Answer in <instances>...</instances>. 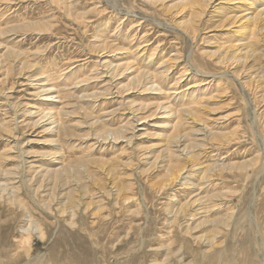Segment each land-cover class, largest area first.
Listing matches in <instances>:
<instances>
[{"label": "rangeland", "instance_id": "374dc122", "mask_svg": "<svg viewBox=\"0 0 264 264\" xmlns=\"http://www.w3.org/2000/svg\"><path fill=\"white\" fill-rule=\"evenodd\" d=\"M175 1L66 0L63 3L58 0H0V181L8 185L7 190L0 188V248L8 251V264L264 262V87H256L250 77L261 69L259 66L264 64V56L257 62L248 61L247 70L240 69L241 72L233 75L230 60L224 61V65L215 61L223 50L230 49L229 41H236L249 28L241 29L237 22H226L221 25L223 28L217 26L216 29L212 24L214 19L207 18L217 15L216 11L229 14L239 12V9L232 8L234 3L225 0H210L205 12L193 19L189 8L182 10L184 7L170 6ZM164 4L170 7L165 8ZM216 6L222 11L216 10ZM176 22L195 24L198 35L194 31L190 36L184 34V26L176 25ZM11 25L14 27L8 34ZM261 33L258 36L260 42L262 38L264 41V32ZM142 35L146 38H141ZM137 39L143 41L142 45L151 46V51L136 61L142 69L157 66L158 58L176 52L178 57L181 55L180 60L173 62L176 65L169 75L162 79V89L159 86L150 89L149 84L137 79L136 70L109 81L111 91L116 95L103 90L104 79L88 81L87 76L95 72V59L98 57L95 43H116L115 48L123 49L112 52L115 56L112 59L118 62L134 58L136 44L139 43ZM262 44L264 47V42ZM156 46V63L148 64V55ZM8 47L16 54L8 55ZM18 52L25 55L20 54L21 61L16 59ZM213 52H217L216 55ZM213 54L219 57L215 58ZM193 57L206 62L209 69L185 75L177 86L182 87L177 89L179 93H174L175 89L170 87L175 76ZM208 73H216L220 77H216L220 79V91H215V85L210 89L218 97L209 102L211 109L214 107L213 111L208 108L209 115L224 117H213L214 121L209 124L226 132V137L220 139L211 134L212 137L206 131L199 134L206 147L202 150L195 148L197 151L191 148L192 159L189 157L187 160L185 156L180 161L183 164L182 160H187L185 171L189 169L176 183L168 186L177 164L176 158H170L166 153L175 115L167 117L160 107L166 102L172 109L174 107L173 110L185 105V100L189 102L192 98V92L184 89ZM46 79L67 91L61 97L54 93L55 100H61L71 114L62 117L64 124L60 122L66 130L58 129L47 118L39 117L51 107L59 108L46 99L43 91H39L41 82ZM138 82L143 86L139 84V87ZM249 82L252 84L247 87ZM1 87L7 90L1 92L4 90ZM101 92L105 96H101ZM170 92L173 95L169 97ZM91 93L93 95L89 96ZM85 94L87 99L81 101ZM13 102L20 104L18 108L12 107ZM138 106H142L139 108L141 120H134L135 129L129 128L120 135L112 133L113 129L129 121L130 111ZM27 108L34 114H30ZM112 110L116 112L112 113ZM223 138H227L225 142ZM199 151L202 153L197 157L195 153ZM23 158L27 162L22 164ZM252 158H258V161L249 167L242 164ZM193 162L199 163L195 167ZM213 163L226 166L220 170L214 168L202 179L204 173L198 167ZM46 169L52 170V174L45 176ZM200 181L202 188L198 185ZM196 193L209 195L201 205L215 209L207 212L208 208L199 209L200 204L192 207L199 210L189 208L195 215L193 227L202 219H206V223L199 222L187 233L185 224L188 222L183 223L187 218L181 217L182 220L179 217L172 224L173 217L167 208L172 206L174 202L171 200L174 199L181 203L188 199L193 201L197 198ZM226 220L228 222H224ZM179 221L183 227L179 226ZM214 233L216 244L211 247L207 239ZM259 244L263 245L261 252ZM30 255L38 256L41 262L37 259L28 263Z\"/></svg>", "mask_w": 264, "mask_h": 264}, {"label": "bare ground", "instance_id": "6f19581e", "mask_svg": "<svg viewBox=\"0 0 264 264\" xmlns=\"http://www.w3.org/2000/svg\"><path fill=\"white\" fill-rule=\"evenodd\" d=\"M59 2H63V3H65L64 1H66V0H58ZM209 1L210 0H177V1H175L172 5H170V6H175V7H184L182 10H184L186 7L187 8H189V11L191 12L190 14H191V16L193 17V19H195L194 18V16H196V15H198V14H203L204 12H205V10H206V8H207V6L209 7ZM217 1V0H216ZM248 1H250V0H225V2H230L231 4L232 3H234L233 5H231V7L232 8H234V9H239V12H235V13H223V12H221L220 13V11H218V13H217V11H216V14L217 15H212L211 16V18H210V16H208L209 18H207V19H214V21H213V23L212 24H214V27L216 28L217 26H221V25H223L224 23H228V24H233V23H238V25L240 24V28L242 29V28H246V30H247V28H249V30H247V32H243L244 33V35H242L239 39H237L236 41H234V40H232V41H229V43L228 44H230L229 46H230V49H226V50H223V52L221 53V55H220V57L219 56H217V57H215L214 56V54H213V56L215 57V58H218V60L217 61H215V62H219V63H223V65H224V61H226L227 59L228 60H230L231 61V64L233 65L232 67L234 68V70H232L231 72H232V74L234 75V73H238V71L239 72H241V70L240 69H242V71H243V68H245V70H247L246 69V66H247V62L248 61H251V60H256V62H257V60H260V58L262 57V56H264V47H263V38H262V42H260L259 41V37H260V34H262L261 32H264V0H253V1H251V2H249V3H247ZM58 2V3H59ZM73 2V1H72ZM223 2V1H222ZM56 3V2H55ZM70 3V2H69ZM154 3V2H153ZM243 3H245V5L243 4ZM211 4V3H210ZM61 5V4H60ZM165 5V8L167 7H170V6H168V5H166V4H164ZM214 5V4H213ZM225 5V4H224ZM155 6H156V4H155ZM245 6V7H244ZM223 7H225V6H223ZM228 7H230V6H228ZM154 8V7H153ZM157 8V7H156ZM186 8V9H187ZM213 8H214V6H213ZM174 9V8H173ZM216 10H221L222 11V9H220V7H217L216 6V8H215ZM224 9H226V8H224ZM162 10V9H161ZM229 10V9H228ZM231 10V9H230ZM229 10V11H230ZM66 11V10H65ZM165 11V10H164ZM176 11V10H175ZM228 11V12H229ZM235 11V10H234ZM161 12V11H160ZM163 12V11H162ZM165 12H167V11H165ZM186 12H188V11H186ZM210 12V11H209ZM214 12V11H213ZM169 13L170 12H168V15H169ZM189 13V12H188ZM211 13H212V11H211ZM210 13V14H211ZM64 14V13H63ZM77 14V13H76ZM162 14V13H161ZM164 14V13H163ZM177 14V13H176ZM213 14V13H212ZM174 15V14H173ZM181 15V14H180ZM188 15V14H187ZM163 16V15H162ZM202 16V15H201ZM167 17V16H166ZM173 17V16H172ZM174 17H175V15H174ZM177 17V16H176ZM165 18V17H164ZM168 18V17H167ZM189 18V17H188ZM192 19V20H193ZM205 19V18H204ZM79 20V19H78ZM168 20V19H167ZM174 20V19H173ZM198 20V19H197ZM196 20V21H197ZM175 21V20H174ZM199 21V20H198ZM203 21H205V20H203ZM210 21V20H209ZM239 21H240V23H239ZM169 21H167V23H168ZM201 22V21H200ZM158 23V22H157ZM170 23V22H169ZM177 23H180V24H182L183 25V23L182 22H176V25H177ZM192 23V22H191ZM31 24V23H30ZM36 24V23H35ZM35 24H33V25H35ZM138 24L140 25L141 23H139L138 22ZM138 24H136L135 26H138ZM188 24L189 25H191L189 22H188ZM188 24H184L183 26L184 27H182V31L184 32V34H186V35H189L190 36V33L191 32H195L197 29H196V26H195V24L193 25H191V26H188ZM43 24L41 23V26H42ZM45 25V24H44ZM187 25V26H186ZM235 25V24H234ZM24 26V25H23ZM40 26V27H41ZM231 26V25H230ZM14 27V26H13ZM13 27H12V25L10 26V27H8V34L10 33V32H12V30H13ZM16 27V26H15ZM19 27V26H18ZM20 27H21V24H20ZM28 27V26H27ZM169 27V26H168ZM226 27V26H225ZM228 27V26H227ZM2 28V27H1ZM34 28V27H33ZM175 28V27H174ZM221 28H223L222 26H221ZM239 28V29H240ZM14 29H16V28H14ZM21 29H22V27H21ZM28 29V28H27ZM133 29V28H132ZM217 29V28H216ZM25 30V29H24ZM23 30V31H24ZM30 30V29H29ZM175 30H178V29H175ZM218 30H220L219 28H218ZM16 30H14V32H15ZM22 31V30H21ZM39 31V30H38ZM198 31V30H197ZM200 31V30H199ZM222 31V30H221ZM241 31V30H240ZM240 31H238V32H240ZM2 32H4V31H2ZM117 33V32H116ZM135 33V32H134ZM182 33V32H181ZM180 33V34H181ZM196 33V32H195ZM213 33H215V32H213ZM241 33V32H240ZM0 34H1V32H0ZM2 34H5V33H2ZM6 34H7V32H6ZM123 34V33H122ZM125 34H127V33H125ZM197 34V33H196ZM198 35V34H197ZM212 35H215V34H211L210 36H212ZM132 36V35H131ZM259 36V37H258ZM142 37H145L146 38V35L144 36V35H142L141 36V38ZM206 38H207V36H205ZM215 37V36H214ZM262 37H264L263 35H262ZM139 39V38H138ZM137 39V40H138ZM192 39V38H191ZM142 40V39H141ZM193 40V39H192ZM207 40V39H206ZM114 41V40H113ZM139 41V40H138ZM212 41V40H211ZM142 42L143 41H139V43L138 44H136V48H135V54H134V58L133 59H130V60H125L124 61V59L123 60H120V61H115V60H113L112 59V57H115V56H113V54H112V52H114V51H118V49H122V48H118L117 46H116V48L114 47V45H116V43L114 44V42H107V41H101V42H99V43H95V46H94V48L96 47L97 48V52H96V54L98 55V57L95 59V65H94V69H95V72H93L92 74H90L89 76H87V79H88V81H99V80H101V79H104L105 81H106V84H105V86L103 87V90L105 89V90H112L111 89V87H110V85H109V83L111 84V82H109L110 80H112V81H114L117 77L118 78H122V76L124 75V74H126V72L127 71H134V70H136L137 71V74H135V75H137L136 77H137V79L138 80H140V79H142L143 81H144V83L145 84H149L150 85V89H151V87H154L155 86V89H157L156 88V86L158 87L159 86V89H162L163 88V86H161L160 84H161V82L163 83V81H162V79L164 78H166L168 75H169V73H170V71L173 69V67H175V65L176 64H174L173 62H175V61H178V60H180L181 58V55H180V57H178V54H170V55H168L167 57H161V58H158L157 59V61L156 62H158V65L157 66H154L152 69H150V68H144V69H142L141 67H138L136 64H138V62L136 63V61H137V59H139L140 57H143V56H145L147 53H149L151 50H150V47L148 46V45H146V44H144V45H142ZM207 42H208V40H207ZM214 42V41H213ZM146 43V42H145ZM207 44H209V43H207ZM213 44V43H212ZM113 45V46H112ZM132 45V44H131ZM142 45V46H141ZM109 46H112V47H114V49L112 48V47H109ZM226 46V45H225ZM224 46V47H225ZM120 47V46H119ZM132 47V46H131ZM98 48H100V49H98ZM108 48H110V50L112 49V51H110ZM157 48V46L156 47H154V48H152V52L150 53V55H148V59H149V61H147V63L148 64H151V63H154L155 62V57H154V54L156 53L155 51L158 49H156ZM228 48V47H227ZM14 50V49H13ZM12 50V48L11 47H8V48H6V52H8V55H12V52H14L15 53V51H13ZM95 50V49H94ZM123 50V49H122ZM218 51H219V49H217ZM217 50H215V51H217ZM222 50V49H221ZM121 51V50H120ZM190 51V50H189ZM108 52H111V54L110 53H108ZM124 52V51H123ZM116 53V52H115ZM140 53V54H139ZM203 54H204V52H202ZM213 53H215V55H216V53L217 52H213ZM16 54V53H15ZM18 54V57H16V59L18 58H20V61L22 60L21 59V57H22V55L24 54V53H17ZM20 54H22V55H20ZM95 54V53H94ZM136 54H139L137 57H136ZM181 54V53H180ZM208 54V53H207ZM210 54V53H209ZM208 54V55H209ZM5 55H7V54H5ZM37 55V54H36ZM196 55V54H195ZM205 55V54H204ZM3 56H4V53H3ZM15 56V55H14ZM23 56H25V55H23ZM161 56V55H160ZM201 56V55H200ZM213 56H211V58L213 57ZM12 57V56H11ZM10 57V58H11ZM111 57V58H110ZM196 57V56H195ZM206 57H207V55H206ZM210 57V56H209ZM208 57V58H209ZM178 58H180V59H178ZM190 58H191V56H190ZM12 59V58H11ZM15 59V58H14ZM13 59V60H14ZM188 59H189V57H188ZM118 60V59H117ZM262 60V59H261ZM7 61V60H6ZM26 62H27V60H25ZM211 61H212V59H211ZM214 61V60H213ZM212 61V62H213ZM263 61V60H262ZM155 62V63H156ZM227 62V61H226ZM251 62H253V61H251ZM250 62V63H251ZM3 63V62H2ZM11 63V62H10ZM22 63V62H21ZM260 63V62H259ZM6 64V63H5ZM14 64V63H13ZM23 64V63H22ZM30 64V63H29ZM148 64H146V65H148ZM214 64V63H213ZM252 64V63H251ZM257 64V63H256ZM1 65H3V64H1ZM7 65V64H6ZM25 65V64H24ZM34 65V64H33ZM36 65V64H35ZM145 65V66H146ZM179 65H180V63H179ZM178 65V66H179ZM222 65V64H221ZM226 65V64H225ZM230 65V64H229ZM238 65H241L239 68H236ZM258 65V64H257ZM13 66V65H12ZM15 66V65H14ZM140 66V65H139ZM151 66V65H150ZM153 66V65H152ZM5 67V66H4ZM24 67V66H23ZM33 67V66H32ZM99 67H100V69H102V70H100L99 69ZM254 67V66H253ZM256 67V66H255ZM25 68V67H24ZM34 68V67H33ZM206 68H208L207 67V64H206V62H204V61H197L196 59H194V57H193V59L192 60H189L187 63H186V65L185 66H183V68H182V70H181V72H180V74L179 75H177V76H175V78H174V83H173V85H172V87H170V89L171 88H174L175 90V92L174 93H179V92H176V91H179L180 90V88H182V87H177V86H179L180 85V83L182 82V80H183V77L185 76V75H189L190 73H192V72H194V73H200L199 71H202V69H205V70H207ZM227 68V67H226ZM228 68H230V66L228 67ZM248 68V67H247ZM251 68V67H250ZM259 68H261V69H258V71H257V73H255L254 75L253 74H250V77H251V79H253L254 81H255V86L256 87H258V88H262V87H264V64H261V66H259ZM178 69H180L179 67H178ZM209 69V68H208ZM220 69V68H219ZM231 69V68H230ZM255 69V68H254ZM257 69H255V70H257ZM198 70V71H197ZM8 71V70H7ZM20 71V70H19ZM135 71V72H136ZM208 72V71H207ZM207 72H205V73H207ZM211 72V71H210ZM254 73V72H253ZM222 74V73H221ZM28 75V74H27ZM42 75V74H41ZM195 75V74H194ZM203 75V74H202ZM207 76H205L203 79H197V80H195V81H193L192 82V84H190L189 86H187V88L186 89H184L185 91H188L189 93H191L192 92V98H190V100H189V102L188 101H186L185 100V102H187L185 105H182V107L180 106V108L178 107V108H175V110H173L174 109V107H173V109L171 108V104L170 103H168V102H166V103H168V104H166V103H164V105H162L160 108H162V110H164L163 111V113H164V115H167V117H174V115H175V122L172 124V122L171 121H169V122H171V124H172V129L173 130H171L170 128V130L172 131V133L170 134L171 135V140H170V142H169V144H168V146L166 147V149H167V152L166 153H168L167 155L170 157V158H173V159H175L176 158V163L177 164H175L174 165V167H176V170H175V172L174 173H171L172 174V176H171V178H169V182H168V186L170 185L171 186V184H174V183H176L181 177H183L184 176V174H185V172L189 169H187L186 171H185V169H186V164L185 163H187L186 161L188 160L187 158H189V157H191V159H192V157H193V155L194 154H192L191 153V148H196V149H199V150H202V149H204V147H206V143H205V141H204V138H202V137H198V135L199 134H201V133H203V131H206V132H208V133H206V134H210V136H212L211 134H214V136L215 137H220V139H222L221 137H226V132H224V131H222V130H218V129H216V128H214L211 124H209L210 122H212V121H214L213 119L215 118L214 116V118L211 116V115H209V110H208V108H210L211 109V106H209L208 104H209V102L213 99L214 100V98L213 97H218V96H215L214 94H213V90H210L211 89V87L213 86V85H215V87H217L216 89H215V91H217V92H219L220 90H219V83H220V79H217L216 77L218 76L219 77V75H217L216 73H208V74H206ZM49 76V75H48ZM222 76V75H221ZM228 76V75H227ZM133 77V76H132ZM135 77V78H136ZM188 77V76H187ZM238 77H240V75L238 76ZM237 77V78H238ZM27 78V77H26ZM135 78H131L132 80H135ZM220 78V77H219ZM85 79H86V77H85ZM130 79V81H132ZM238 79H240V78H238ZM243 79V78H242ZM241 79V80H242ZM38 80V79H37ZM51 80V79H50ZM50 80L49 79H46V80H44V82H41V84H40V90L39 91H43L45 94H46V99L48 100V101H50L51 103H55V105L57 104L58 105V107L59 108H54V107H51V108H49L48 110H46L45 112H43L42 114H40V118L41 119H45V118H47L48 120H49V123L50 124H52V125H54L55 127H57L58 129L59 128H61V129H65L66 130V127L65 126H61L60 125V122H62L63 123V121L61 120V119H63L62 117H64V116H70L71 114H70V111L68 112V110L66 109V105L63 103V102H61V100H55V97L56 96H54V93H57V97H61L60 95H62L63 94V92H64V89H61V88H58L57 87V85L56 84H53L52 82H50ZM103 80V81H104ZM137 80V81H138ZM244 80V79H243ZM242 80V81H243ZM31 81V80H30ZM117 81H118V79H117ZM142 81V82H143ZM77 82H79V81H77ZM83 82H86L84 79H83ZM116 82V81H115ZM115 82H114V84H115ZM133 82V81H132ZM141 82V81H140ZM119 83V82H118ZM118 83H117V85H118ZM136 83V82H135ZM143 83V84H144ZM140 83L138 82V85H139ZM144 84V85H145ZM242 84H243V82H242ZM252 84V83H251ZM250 84V82H249V84L247 85V87L248 86H250L251 85ZM71 85V84H70ZM141 85V84H140ZM139 85V87H141V86H143V85H141L140 86ZM146 85V86H147ZM148 85V86H149ZM227 85V84H226ZM116 86V85H115ZM254 86V85H253ZM117 87V86H116ZM121 87H125V85L123 86H121ZM120 87V88H121ZM2 88V87H1ZM119 88V87H118ZM146 88H148V87H146ZM2 89H4V88H2ZM1 89V90H2ZM69 89H71V88H69ZM122 89V88H121ZM125 89V88H124ZM124 89H123V93H124ZM138 89V88H137ZM143 89V88H142ZM153 89V88H152ZM158 89V91H160ZM177 89H179V90H177ZM7 89H4V90H2L1 92H5ZM74 90V89H73ZM120 90V89H119ZM172 90V89H171ZM170 90V91H171ZM250 90V89H249ZM264 90V89H263ZM10 91V90H9ZM101 91V90H100ZM168 91H169V89H168ZM182 91H183V89H182ZM181 91V92H182ZM191 91V92H190ZM67 91L65 90V92L64 93H66ZM69 92H70V90H69ZM74 92V91H73ZM94 93L96 92V91H93ZM103 92V91H102ZM102 92H101V96H105V94H103L102 95ZM119 92H121V91H119ZM165 92V91H164ZM195 92H196V94H195ZM249 92V91H248ZM251 92V91H250ZM114 92H112L111 91V93L109 94V95H112ZM163 93V92H162ZM182 93H184V92H182ZM215 93V92H214ZM39 94V93H38ZM108 94V93H107ZM165 94H168V93H165ZM164 94V95H165ZM257 94V93H256ZM72 95H75V93H73ZM91 95H93L92 93L91 94H89V96H91ZM94 95H96V94H94ZM113 95H116V94H113ZM121 95V94H120ZM123 95V94H122ZM171 95H173V93H169L168 94V96L170 97ZM176 95V94H175ZM220 95H221V93H220ZM223 95V94H222ZM252 95V94H251ZM253 95H255V94H253ZM8 96V95H7ZM68 96H70V95H68ZM84 96H86V94L85 95H83V97H79L78 96V98H80V100L82 101V99L84 98H86V97H84ZM97 96V95H96ZM98 96H100V94L98 95ZM74 97H77V95H75ZM73 97V98H74ZM123 97V96H122ZM165 97H166V95H165ZM169 97H167V98H169ZM65 98V97H64ZM91 98V97H90ZM129 98V97H128ZM182 98V97H181ZM251 98V97H250ZM57 99V98H56ZM60 99V98H59ZM62 99V98H61ZM71 99V98H70ZM75 99V98H74ZM87 99V98H86ZM85 99V100H86ZM98 99V98H97ZM122 99H124V98H122ZM176 99H177V97H176ZM176 99H175V101H176ZM180 99V98H179ZM260 99V98H259ZM64 100V99H63ZM78 100V99H77ZM91 100V99H90ZM92 100H93V98H92ZM183 100V99H182ZM212 100V101H213ZM4 101V100H3ZM65 101V100H64ZM67 101V100H66ZM169 101V100H168ZM179 100H177V102H178ZM254 101V100H253ZM258 101H260V100H258ZM76 102V101H75ZM79 102V101H78ZM184 102V103H185ZM257 102V101H256ZM5 103V102H4ZM61 103H63V105H61V106H59ZM69 103V102H68ZM163 103V102H162ZM182 103V102H181ZM212 103V102H211ZM8 104V103H7ZM178 104V103H177ZM180 104V103H179ZM248 104V103H247ZM257 104V103H256ZM259 104V103H258ZM20 104H18L17 102L16 103H14L13 102V108L15 107V108H18V106H19ZM65 105V106H64ZM73 105V104H72ZM8 106V105H7ZM70 106V105H69ZM69 106H67V108L69 107ZM74 106V105H73ZM76 106V105H75ZM150 106V105H149ZM158 106V105H157ZM209 106V107H208ZM57 107V106H56ZM140 107H142V106H140ZM139 106L137 107V108H133L131 111H130V119H129V121H127L126 123H124L122 126H120V127H118L117 129L115 128V129H113L112 130V133H114V134H117V135H120V133L122 132V131H128L129 130V128H132V129H135V124H134V120H135V122L136 121H138L141 117H140V110H139V108H140ZM175 107H177V106H175ZM256 107V106H255ZM254 106H253V108L254 109H256ZM258 107V106H257ZM159 108V109H160ZM214 107H212V109H213ZM217 108V107H216ZM215 108V109H216ZM145 109V108H144ZM211 109V110H212ZM218 109H221V107L220 108H218ZM217 109V110H218ZM40 110V109H39ZM158 110V109H157ZM210 110V111H211ZM27 111L30 113V114H34L33 113V111H31V109H28L27 108ZM99 111V110H98ZM113 111L114 110H112V113H113ZM213 111V110H212ZM257 111V110H256ZM114 112H116V111H114ZM155 112H158V111H155ZM215 112V111H214ZM220 112V111H219ZM259 112V111H258ZM37 113V112H36ZM41 113V112H40ZM110 113V112H109ZM100 114H104V113H100ZM111 114V113H110ZM154 114V113H153ZM36 115V114H35ZM37 115H39V114H37ZM36 115V116H37ZM158 115V114H157ZM257 116H258V114H256ZM223 117V116H221V115H218L217 117ZM228 116V115H227ZM217 117L215 118V119H217ZM224 118V117H223ZM14 119V118H13ZM16 119V121H17V123L16 124H19V121H18V118H15ZM141 120V119H140ZM39 121V120H38ZM218 121V120H217ZM15 122V121H14ZM166 122V121H165ZM165 122H164V124H165ZM3 123V122H2ZM5 123V122H4ZM37 123V122H36ZM61 123V124H62ZM64 124V123H63ZM168 124V123H167ZM3 125V124H2ZM137 125V124H136ZM166 125V124H165ZM27 126V125H26ZM167 126V125H166ZM168 126H169V124H168ZM138 127V126H137ZM142 127V126H141ZM171 127V126H170ZM6 128H7V126H6ZM160 128V127H159ZM225 128V127H224ZM54 130V129H53ZM131 131V130H130ZM169 131V130H168ZM105 132H106V130H105ZM109 133V132H108ZM232 133V132H231ZM231 133H229V134H231ZM8 134V133H7ZM130 134V133H129ZM235 134V133H234ZM233 134V135H234ZM123 136V135H122ZM126 136V135H125ZM124 136V137H125ZM201 136V135H200ZM206 136H208V135H206ZM231 136V135H230ZM120 137V136H119ZM132 137H133V135H132ZM162 137V136H161ZM167 137V136H166ZM204 137V136H203ZM213 137V136H212ZM211 137V139H213ZM16 138V137H15ZM129 138V137H128ZM163 138V137H162ZM165 138V137H164ZM207 138V137H206ZM209 138V137H208ZM116 139V138H115ZM114 139V140H115ZM131 139V138H130ZM210 139V138H209ZM215 139V138H214ZM224 139V138H223ZM227 139V138H226ZM226 139H224V142H225V140ZM228 139H229V137H228ZM230 139H231V137H230ZM105 140H107V138L105 139ZM132 140V139H131ZM131 140H129V141H131ZM167 140V139H166ZM208 140V139H207ZM212 141V140H211ZM227 141H229V140H227ZM168 142V141H167ZM129 143V142H128ZM220 143H222V140L219 142V144ZM216 144V143H215ZM218 144V143H217ZM166 145H167V143H166ZM165 145V146H166ZM159 146V145H158ZM202 148V149H201ZM6 149V148H5ZM195 149V150H196ZM218 150V149H217ZM197 151V150H196ZM204 151V150H203ZM215 151V150H214ZM165 153V154H166ZM202 153V151H199L198 153H195V155L198 157L200 154ZM164 154V155H165ZM185 156H186V159L187 160H182L184 163L183 164H181L182 162H180L181 161V159H183V158H185ZM163 158V157H162ZM24 159V158H23ZM196 159V158H195ZM158 160V159H157ZM164 160V159H163ZM169 161H170V159H169ZM168 161V162H169ZM172 161H174V160H172ZM194 161V160H193ZM195 161H197V160H195ZM258 161V158H252V159H250V160H248L247 162H244V163H242V164H244L245 165V167H249V166H251V165H253V164H255L256 162ZM27 162V159H24L21 163L23 164V163H26ZM157 162V161H156ZM192 161L190 160V162L189 163H191ZM17 163V162H16ZM69 163V162H68ZM171 163V162H170ZM169 163V165H171ZM172 163H175V162H172ZM194 164H193V166H197V164L199 163H195V162H193ZM88 164V163H87ZM165 164H167V162L165 163ZM185 164V165H184ZM173 165V164H172ZM171 165V167L170 168H173V166ZM201 165H203V164H201ZM200 165V167H198L199 169H202V173H204L201 177H202V179H204V176L205 175H207L206 173L208 172L209 173V171H212V170H215V169H217V170H220L221 169V167L222 166H226V165H222V166H219V164H216V163H213V164H208V165H203V166H201ZM243 165V166H244ZM247 165V166H246ZM191 166V165H190ZM69 167V166H68ZM228 167H229V165H228ZM227 167V168H228ZM165 168V167H164ZM168 167H166V169H167ZM192 168V167H191ZM194 168V167H193ZM215 168V169H214ZM222 168H224V167H222ZM226 168V167H225ZM169 169V168H168ZM167 169V170H168ZM233 169V168H232ZM16 170V169H15ZM75 170V169H74ZM170 170H172V169H170ZM169 170V171H170ZM174 170V169H173ZM172 170V171H173ZM194 170H195V168H194ZM54 171V170H53ZM11 172V171H10ZM55 172H58V171H55ZM164 172H166V170L164 171ZM194 172V171H193ZM2 173V172H1ZM49 174L51 175L52 174V170H50V169H46V170H44V175L45 176H49ZM165 174V173H164ZM38 175V174H37ZM187 175H189V173L187 174ZM248 175V174H247ZM1 176V175H0ZM211 175H209V177H210ZM196 179V178H195ZM78 180V179H77ZM206 180H207V178H206ZM208 180H209V178H208ZM79 181H80V179H79ZM70 184V183H69ZM160 185V184H159ZM158 185V186H159ZM201 188H202V182L200 181L199 182V184H198ZM165 186H166V184H165ZM204 186V185H203ZM85 187V186H84ZM0 188L1 189H3V190H7L8 189V185L7 184H3L1 181H0ZM165 188V187H164ZM165 190V189H164ZM199 190H200V188H199ZM214 190V189H213ZM120 191V190H119ZM122 192V191H121ZM17 194V193H16ZM197 194V193H196ZM209 197V195L207 196V195H201V194H197V198H195L193 201L192 200H190V199H188V200H186L185 201V203H181L180 201H178V199H174V200H171V201H173L172 203V206H170L169 208H167V211H168V213H170V217L172 218L173 217V219L170 221V223H172L173 224V222H176L177 220H178V218L180 217H185V221L183 222V223H185V222H188V223H186L185 224V227H186V232L188 233V231L190 230V229H192V228H194L195 229V227L196 226H198V223L199 222H205L206 221V219L204 220V219H202L201 221H198L196 224H194V226L195 227H193L192 225H193V223L196 221L195 219H194V213L192 214V212H190V209L193 207V205H198V204H200L201 205V203H203L204 201H205V199H206V197ZM220 196H222V195H220ZM174 197H175V195H174ZM212 200H214V199H212ZM204 204V203H203ZM207 205L209 204V203H206ZM171 205V204H170ZM211 205V204H210ZM209 205V206H210ZM216 205V204H215ZM190 208V209H189ZM206 209V208H208V210H207V212L209 211H214V209H213V207H208V206H202L201 205V208H199V209ZM168 209H170V210H168ZM193 209V208H192ZM199 209H197L196 207H195V209H193V210H199ZM192 211V210H191ZM202 212H204L205 213V210H202ZM201 212V213H202ZM212 213V212H211ZM208 214V213H207ZM187 215H190L191 217H186ZM228 215V214H227ZM230 215V214H229ZM233 216V215H232ZM231 216V217H232ZM231 217H229L230 219H231ZM181 218V219H182ZM226 218V217H225ZM208 219V218H207ZM183 220V219H182ZM218 220V219H217ZM223 220H225V219H223ZM249 220H251V219H249ZM181 221V220H180ZM179 221V222H180ZM215 220H213L212 222H214ZM219 222H221V219L220 220H218ZM216 222V221H215ZM218 222V223H219ZM224 222H228V220H226V221H224ZM182 222H180L179 223V226L181 225V224H183ZM200 223V224H201ZM206 223V222H205ZM209 223V222H208ZM217 224V223H216ZM227 224V223H226ZM208 225V224H207ZM225 225V224H224ZM182 226V225H181ZM183 227V226H182ZM202 227V226H201ZM219 227V226H218ZM220 228H222V227H219L218 229H220ZM218 229H215L216 231L218 230ZM220 230H222V229H220ZM212 231V229L210 230V232ZM215 231V232H216ZM219 231V230H218ZM209 232V233H210ZM220 232V231H219ZM219 232H217V233H219ZM212 233V232H211ZM41 236H43V234H41ZM211 236V235H210ZM209 236V237H210ZM208 238V237H207ZM217 237H216V233H214L213 234V236L211 237V238H208L207 239V241H208V243L207 244H209L211 247L212 246H214L215 244H216V239ZM201 239H202V237H201ZM262 249H263V245L262 246H260V244H259V248H258V250H259V252H261L262 251ZM225 250V249H224ZM27 252V251H26ZM223 252V251H222ZM259 252L257 251V255H259ZM236 254V253H235ZM218 255V254H217ZM247 257H249V256H247ZM260 258V257H259ZM39 260V262H41V259L40 258H38V256L36 257V258H34V257H32L31 255H30V257H29V261H28V263H32V262H34V261H36V260ZM52 260V259H51ZM248 261V260H247ZM247 263V262H246ZM250 263V262H249ZM0 264H8V251L7 250H4V249H2V248H0ZM261 264H264V262H262Z\"/></svg>", "mask_w": 264, "mask_h": 264}]
</instances>
